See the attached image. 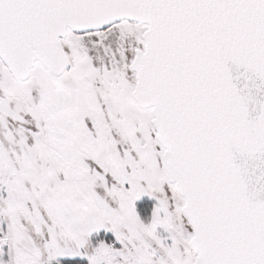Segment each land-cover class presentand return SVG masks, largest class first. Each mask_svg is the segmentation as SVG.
Segmentation results:
<instances>
[{
	"label": "snow or ice",
	"instance_id": "obj_1",
	"mask_svg": "<svg viewBox=\"0 0 264 264\" xmlns=\"http://www.w3.org/2000/svg\"><path fill=\"white\" fill-rule=\"evenodd\" d=\"M0 264H264V0H0Z\"/></svg>",
	"mask_w": 264,
	"mask_h": 264
}]
</instances>
